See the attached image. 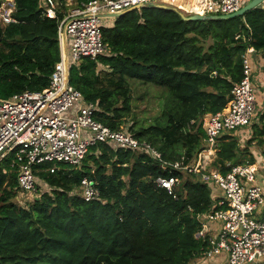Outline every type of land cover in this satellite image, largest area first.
<instances>
[{
    "label": "trees",
    "instance_id": "1",
    "mask_svg": "<svg viewBox=\"0 0 264 264\" xmlns=\"http://www.w3.org/2000/svg\"><path fill=\"white\" fill-rule=\"evenodd\" d=\"M55 1L56 17L45 15L46 0H14L15 21L0 20V98L49 84L60 59L58 23L69 9ZM181 12L151 2L104 18L107 50L70 67V83L96 104L95 118L147 142L159 157L96 142L78 167L58 163L50 172L51 162L35 164L32 192L19 189L14 152L1 157L0 264H198L208 244L194 237L196 215L217 207L219 190L170 163L196 161L206 147L204 116L229 101L246 48L264 51V6L230 19L186 20ZM130 79L167 90L164 121L145 125L131 116ZM253 145L264 149V104L251 125L222 132L210 167L225 173L244 156L255 163ZM84 176L97 198H84ZM173 176L170 192L156 181ZM257 178L264 187V162Z\"/></svg>",
    "mask_w": 264,
    "mask_h": 264
},
{
    "label": "built area",
    "instance_id": "2",
    "mask_svg": "<svg viewBox=\"0 0 264 264\" xmlns=\"http://www.w3.org/2000/svg\"><path fill=\"white\" fill-rule=\"evenodd\" d=\"M69 1V0H67ZM157 0H89L75 3L58 23L60 59L55 63L49 84L40 91L23 90L0 98V158L13 151L18 161V185L22 192L36 189L33 166L51 162L50 172L58 163L78 167L89 147L96 142H113L123 148L145 147L155 157L158 152L147 142L131 133L111 129L95 118L96 104L86 101L70 83V67L83 57H96L107 50L102 36L103 13H116L137 4ZM241 7L240 0H195L187 13L228 14ZM58 5L46 0L45 15L56 17ZM14 0L0 2V20L15 21ZM255 51L248 46L242 55L243 76L231 90L225 107L204 116L206 147L192 164L184 157L170 163L174 169L197 174L200 181L209 182L219 190L217 207L196 215L199 223L194 237L207 242L198 264H209L211 258L225 253L220 264H264V190L255 180L259 164L228 162V171L210 167L216 152L217 139L224 131L251 125L256 110V95L252 84L249 56ZM264 158V153H263ZM167 165V163H164ZM158 184L169 192L176 177H158ZM86 200L97 198L94 182L81 179Z\"/></svg>",
    "mask_w": 264,
    "mask_h": 264
},
{
    "label": "rangeland",
    "instance_id": "3",
    "mask_svg": "<svg viewBox=\"0 0 264 264\" xmlns=\"http://www.w3.org/2000/svg\"><path fill=\"white\" fill-rule=\"evenodd\" d=\"M191 1L192 0H157L155 2L168 3L178 8V6H176L177 3H179L180 5H183L186 3H189L190 5H192L190 3ZM71 5L72 4H67L68 8H70ZM179 9L185 14H189V15L192 14V13H187L186 9L184 8H179ZM103 20L104 19H102V23H103ZM129 83L130 85H132V107L133 108H132L131 116L135 120L145 125L152 123V122L164 121V118L162 117L161 114H162L163 104L168 95L167 90L161 87L153 86L152 84H148V85L139 84V81L134 80V79H130ZM244 141L245 139L242 138L241 142L244 143ZM242 159L246 160L248 159V157L244 156L242 157ZM262 159L264 160V158ZM28 196L30 195L28 194ZM18 199L22 203L25 202L24 198L21 196H18Z\"/></svg>",
    "mask_w": 264,
    "mask_h": 264
},
{
    "label": "crops",
    "instance_id": "4",
    "mask_svg": "<svg viewBox=\"0 0 264 264\" xmlns=\"http://www.w3.org/2000/svg\"><path fill=\"white\" fill-rule=\"evenodd\" d=\"M244 1L245 2L243 4L241 3V6L246 4L250 0H244ZM65 2H66L65 3L66 7H68L67 4H72L70 8L75 6L74 0H69V1L66 0ZM194 2H195V0H192L190 3L192 4ZM176 3H174V4H176ZM176 6H178V8L188 9L191 5L189 3L183 4V5H180L179 3H177ZM260 6H262V7L264 6V0L260 3ZM69 9H67L66 11H68ZM249 59H250V65H251V71H252L251 79H252V84H253V88H254L255 95H256V110H255L256 114H255V117L252 121V122H254L258 113L261 111L263 104H264V51L255 50L253 53L250 54ZM248 131H249V129H248ZM238 133L243 134L244 131L240 130ZM250 150L253 152L254 156L258 160V161L255 160V163H257L259 165L263 164L264 160L261 158H263L264 149L262 150L257 145H253V147L250 148ZM261 154H262V156H261ZM247 160L248 159L242 160V161L248 162ZM258 179L259 178L256 177L255 182L258 185L263 186L261 183H258ZM263 190H264V188H263ZM225 258H226L225 253H222L218 256L211 258L207 262L209 264H220L223 261H225Z\"/></svg>",
    "mask_w": 264,
    "mask_h": 264
},
{
    "label": "water",
    "instance_id": "5",
    "mask_svg": "<svg viewBox=\"0 0 264 264\" xmlns=\"http://www.w3.org/2000/svg\"><path fill=\"white\" fill-rule=\"evenodd\" d=\"M263 0H250L248 1L246 4L242 5L239 9H237L236 11L232 12V13H228V14H208V15H204V14H197V13H192L190 15H185L183 12H181V16L183 19L186 20H193V19H230V18H234L236 16H240L242 15L244 12H246L247 10L256 7L257 5H259ZM144 4H137L135 6H132L130 8L124 9L122 11L116 12V13H103L101 16L104 18H114V17H119L133 9H137L140 7H143Z\"/></svg>",
    "mask_w": 264,
    "mask_h": 264
}]
</instances>
